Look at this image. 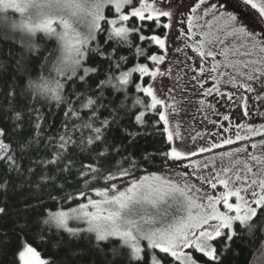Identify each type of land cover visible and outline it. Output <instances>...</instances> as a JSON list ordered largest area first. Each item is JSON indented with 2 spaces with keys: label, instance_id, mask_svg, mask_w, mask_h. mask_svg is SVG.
Returning a JSON list of instances; mask_svg holds the SVG:
<instances>
[{
  "label": "snow or ice",
  "instance_id": "6c2138e0",
  "mask_svg": "<svg viewBox=\"0 0 264 264\" xmlns=\"http://www.w3.org/2000/svg\"><path fill=\"white\" fill-rule=\"evenodd\" d=\"M241 5L256 13L259 31L252 22L241 18ZM229 8L233 11H229ZM9 9L21 15V19L11 22L10 27L24 34L21 43L29 52L36 53L34 60H40L42 45L38 40L54 42L55 47L44 56V60L55 57L53 68L57 77H67L73 83L78 79L81 85L96 81L94 89L89 85L92 95L87 96L81 105V108L91 111L89 119L93 123L103 114L101 109L109 112L108 106L116 105V93L124 95L128 86L134 84L135 91L141 95L133 101L137 111L132 114V126L144 127L150 113L158 117L154 124L156 131L160 132V124L163 123L161 134H166L168 151L159 153L161 163L169 166L170 162L176 164L197 154L175 143L180 136L179 126L175 129L170 126L168 111L176 113L175 97L158 98L153 84L134 82L132 79L134 73L139 74L137 81H142L144 77L154 80L157 76L174 75L171 67L163 72L159 67L166 60L167 37L162 38L155 33L150 36L140 34L148 21L155 24L161 17L168 19V23L162 26L170 28L172 11L158 9L155 0L151 3L145 0H0V12L6 13ZM198 11H202V17L196 15ZM190 13L186 16L180 13L178 36L184 37L185 48H191L200 57L198 69H192V80L203 89V95L207 97L217 93L231 101L233 93L221 91L223 86H231L256 93L254 97H241L245 102V117L249 116L248 99L260 101V107H264V0H215L210 4H206V0H196ZM0 19L7 21V16ZM133 20H138L139 26H125ZM105 33L107 35L101 44L99 38ZM130 34L137 35L142 42H154L159 46L158 51L151 55L148 54L150 48L135 46V58L152 62V68L146 63H137L127 71L120 70L127 57H117L118 49L109 51L107 45L115 38L127 43ZM197 35L200 38L197 39ZM176 51L183 49L177 48ZM94 57L108 65V74L103 80L98 79L103 74L100 68L89 65V61L95 62ZM17 66V70H24L20 61H17ZM208 78L214 81L211 88L205 87ZM28 87L57 101L62 99L64 85L59 79L40 76L36 80L29 79ZM106 90L113 93L111 99L106 100ZM174 90L175 86L169 92ZM14 94V90L9 93ZM147 98H150V103L145 102ZM208 106L214 107L210 103ZM123 107L121 101L116 111L109 112L112 119L100 120L99 127L93 128L91 123L83 125L93 133L81 142L88 147L81 148V161L74 182L79 184L83 181V187L75 193L65 194L61 199L73 201L79 197L86 202L66 211H45L42 223L49 226V232L39 234L41 242L56 237V255L42 258L36 247L23 240L16 254L19 264H78L87 256V252L73 249L83 237H89L94 242L93 250L100 257L99 264H167L169 260L172 264H201V261L203 264H231L230 254L231 257L238 256L233 251L234 244L243 241L245 235L253 239L256 233L264 236V138L250 142L251 137H264V123L259 126L238 123L235 141L250 143L220 153L221 166L217 169L213 162L208 176L196 175L194 169L191 175L200 182V187H196L188 183V172L176 173L183 178V183H180L141 167L150 165L157 158L155 155L141 156L138 160L134 153L124 155L115 168L116 174L113 173L111 161L122 152L127 153L141 135L139 131L132 132L120 127L117 111ZM69 115L79 118L80 112L74 111L69 104L65 116ZM256 115L264 119V111L258 109ZM15 119L21 121L23 114L16 113ZM223 119L227 121L229 116L225 115ZM221 127L225 133L230 131V127ZM240 130L245 134L242 135ZM109 132H118L119 140L113 135L112 142H108ZM6 136V131L0 128V161H7L8 170L16 171L19 175L20 167L12 153V145L5 143ZM235 141L232 136H226L220 144L212 143L211 148L201 147L198 151L210 152L212 148L232 145ZM75 144L71 137L67 140L61 137L52 158L39 164L46 168H58L61 173L71 175L75 158L65 162V157ZM28 147L30 144L22 143L21 150ZM249 147L254 151L249 152ZM192 163L185 167L192 166ZM202 167L209 169V163L206 161ZM167 170L173 171L170 166ZM27 171L35 175L34 169ZM141 171L147 174L139 175ZM56 179L55 175H41L35 184L26 178L24 185L34 190L49 182L54 184ZM65 183H68L67 178ZM7 184L8 181L0 184V189H6ZM218 185L223 186L225 191L218 195L204 191L205 187L215 190ZM57 191H63V185ZM93 192L99 199L93 198ZM43 207L42 204L26 205L25 211L33 212ZM0 214H6V207H0ZM73 223L79 226L72 227ZM40 224V220L29 222L24 218L19 227L22 233L26 230L31 232ZM53 225L66 234L67 239L58 233L49 234ZM62 250L65 254L60 256ZM93 264L97 262L94 260Z\"/></svg>",
  "mask_w": 264,
  "mask_h": 264
},
{
  "label": "trees",
  "instance_id": "16d2710c",
  "mask_svg": "<svg viewBox=\"0 0 264 264\" xmlns=\"http://www.w3.org/2000/svg\"><path fill=\"white\" fill-rule=\"evenodd\" d=\"M106 12L108 11L106 10ZM11 13L14 14L13 12ZM139 23L138 20H133L127 24L131 27L132 25L139 26ZM165 23V17H161L155 24L148 21L144 25L145 30L140 34L150 36L155 33L163 37L167 32V28L162 26ZM106 35L107 33L99 38L101 44ZM23 36V34L13 32L7 28L5 23L0 21V128L6 131L5 143L12 145V153L15 155L16 162L20 167V174L18 175L16 171L8 170L7 161H0V184L8 181L7 188L0 189V207H6V214H0V264H19L16 254L22 246L23 240H27L29 244L36 247L46 259L56 255L54 248L55 236L51 240L46 239L45 242L40 240L39 234L41 232H49V226L44 225L42 220L44 219L45 211H50L58 205L63 206L72 202L63 200L61 197L68 193H75L77 189L83 187V181L79 184L74 181L81 161V148L88 147L86 143L81 142L86 141L93 135L91 129L83 127L85 123H91L93 128L99 127L100 120L105 118L112 119L109 112L116 111L117 106L123 101L124 107L117 111V120L121 122L120 127L128 128L132 132L139 131L141 135L128 148L127 153L122 152L121 155L115 156V159L111 161L114 174H116L115 168L119 166V162H121L124 155L134 153L137 160L141 156L151 157L155 155L157 158L150 165H141L146 170H152L164 166L159 158V153L168 151L166 134H161L163 123L161 122L160 124V132L156 131L154 126L158 118L156 115L150 113L144 127L137 128L132 126L134 122L132 114L137 111V108L133 107V101L137 96L141 95L135 91L134 84L128 86L126 94L116 93V105L110 104L108 106L109 112L101 109L100 111L103 114L94 123L89 119L91 111L81 108V105L85 102L87 96L92 95L91 89L95 88V80L81 85L78 79L73 83L69 82L67 77L62 76L64 87L61 91L62 99L60 101L39 97L37 92L28 87V81L29 79L36 80L40 76H52L49 67L51 57L45 61L44 56L48 55V52L55 47V43L43 39L38 40L37 42L42 45V50L40 52V60H34L33 57L36 53L29 52L23 47L21 43ZM135 46L150 48L149 55L159 49V46L155 45L154 42L151 44L142 42L137 35L131 34L127 43L115 38L107 45L109 51L113 48L118 49L117 57H127V61L122 62L121 71H127L137 63H147L152 66L150 61L135 58ZM93 60L95 62L89 61V65L99 67L103 74L98 79H105L108 74V65L95 57ZM17 61L21 62L23 71L17 70ZM68 75H71V73ZM138 75V73L133 74L132 79L134 82L151 83L149 77H144L142 81H137ZM89 85H91V89ZM13 90L15 94L9 95ZM78 96L79 99L77 98ZM112 96L113 93L105 91L106 100L111 99ZM106 100L102 102H106ZM145 102L150 103V98H147ZM69 104L72 105L74 111L80 112L79 118L71 115L65 116ZM139 110L143 109L140 108ZM16 113L23 114L21 121L15 119ZM130 116L132 117L131 119H129ZM107 135L109 137L108 142H112L111 137L113 135H116L118 140L120 136L118 132H109ZM61 137L65 140L71 137L76 142L75 146L71 147L70 152L65 157V162L75 158L71 175L66 172L61 173L58 168H46L39 164L40 161L52 158ZM22 143L30 144V147L22 151ZM123 166L127 167V165ZM30 168L35 170V175L29 174L27 170ZM41 175H55L57 179L54 184L49 182L34 190H29L24 185L26 178H30L35 184ZM65 178L68 180L67 184L65 183ZM101 183H103L102 180ZM61 185H63V191H57V188ZM40 204L44 205V207L36 208L33 212L25 211L26 205L37 206ZM37 212L39 215H37ZM24 218H27L29 222L40 220V227L33 228L31 232L26 230L22 233L19 225L23 224ZM52 233H58L64 239H67L66 234L57 230L54 225L51 226V233L49 234ZM262 241H264V236H261L260 233H256L255 239L245 235L243 241L233 245V251L237 252L238 256L231 257L230 254L231 264H264V243ZM93 245L94 242L89 237H83L77 241V246L74 247L73 251L83 249L87 252V256L78 261V264H93L94 260L99 264L100 257L93 250ZM64 254L63 250L59 253L60 256ZM167 264H172V261H167Z\"/></svg>",
  "mask_w": 264,
  "mask_h": 264
},
{
  "label": "flooded vegetation",
  "instance_id": "af4514ba",
  "mask_svg": "<svg viewBox=\"0 0 264 264\" xmlns=\"http://www.w3.org/2000/svg\"><path fill=\"white\" fill-rule=\"evenodd\" d=\"M184 1L185 0H173L169 1L167 4L176 8L179 7L178 5L175 6L176 3ZM206 2L212 3L215 2V0H206ZM195 3L196 0H188L190 8L194 7ZM230 10L233 11L232 8ZM239 11H241L242 15L247 17L248 21L251 20L252 15L248 8L241 5ZM189 12L190 11H188V13ZM253 25H255L256 30L259 31L260 24L253 23ZM196 38H200L199 35H197ZM182 49L183 60L181 72L178 74L179 77L172 84V87L175 86V90L173 91L174 95L172 94V96L175 97L174 102L176 113L172 114L170 112L169 114L170 125L173 124L175 127H177V125L179 126L180 136L178 137V141H180V148H186L190 152L200 154L198 151L199 148H211L212 143L220 144L222 139L226 136H232L235 141L234 133L237 131L236 125L238 123L244 125L254 124L256 126L264 123V119L256 115L257 110L264 111V107H260L261 102L254 98L247 100L249 116H244L245 102L241 97H254L256 93H249L244 89H234L231 86H223L221 88L222 92L233 93V99L231 101L227 99V96L222 97L217 93L205 97L203 95V89L200 88L199 84L192 80L194 74L192 69L194 67L198 69V61L200 60V57L197 52L191 48H185L183 36ZM189 57H191V59H189ZM218 59L220 58L218 57ZM185 73H187V75H185ZM213 84L214 81L211 78H208L205 87L211 88ZM202 101H204V103H202ZM170 102L172 103V101ZM209 103L214 105V107H209ZM225 115L229 116V120L226 121L223 119ZM221 125H223L224 128L230 127V131L225 133ZM172 128L174 129V127ZM240 131L242 135L245 134L243 130ZM260 137L261 136L251 137V140ZM242 142L247 141H235L232 145L240 144ZM228 146L231 145H222L218 148H212L211 151Z\"/></svg>",
  "mask_w": 264,
  "mask_h": 264
},
{
  "label": "rangeland",
  "instance_id": "374dc122",
  "mask_svg": "<svg viewBox=\"0 0 264 264\" xmlns=\"http://www.w3.org/2000/svg\"><path fill=\"white\" fill-rule=\"evenodd\" d=\"M169 1H173V0H155L156 6H157L158 9H165V10H170V11L173 12V17L171 19V27L167 28V32L165 34V36L167 37L166 46H167V49H168L166 60L164 61L163 64L159 65V67H160V70L162 72L165 71V69L171 67L173 69L174 75L173 76L165 75L164 77L157 76V77L154 78V80L151 79V84H153V86H154V91H155L157 97L161 98V99H163L165 97H170V96H172V94L174 95L173 92H171V93L169 92V89L173 88L172 87L173 82L179 77L178 74H180V72H181V68H182V63L181 62L183 60V56H182L183 55V51H181V52H177L176 51L177 48H181L182 49V36H178V29L180 28L181 25L178 23V21L181 19L180 13H184L185 16L188 15V14H191L190 12L188 13V11H190V4H188V0H185L184 2H181V3H176L175 6H177V5L179 6V7H176V8H173L171 5H168L167 3ZM134 2H136V0H134ZM145 2L146 3H151L152 0H145ZM210 3L211 2H206V4H210ZM246 8H248V7H246ZM230 9H229V11H232ZM248 9H249V11H250V13L252 15L250 21L252 23H259L257 21V18H256V13L254 11L250 10V8H248ZM11 12H13L14 14H12ZM240 13H241V11H240ZM105 14L107 15L108 12H106ZM5 15L7 16V21H4L3 19H0V21L2 23H5L7 25V28L12 30L13 32H18L20 34H23L19 30H16V29H13V28L10 27L11 22L19 21L21 19V15L19 13H16L12 9L7 10L6 13L0 12V18H2ZM196 15L202 17L203 13H202V11H198ZM241 18L245 19L246 21H248L247 17H245V15H242V13H241ZM165 19H166V23H168V19L167 18H165ZM204 19H206V18H204ZM200 22L203 23V19H201ZM125 26H128V24L126 23ZM184 27L186 28L187 25L185 24ZM197 33H199V29H197ZM165 36H163V37H165ZM54 59H55V57L53 56L49 60L50 63H51V64H49V67H50V72L52 73V76L48 77V78H51V79H54V80H55V78L59 79L60 82L62 83V76L61 77H57L56 72H55V70L53 68ZM140 64H145V63H140ZM177 65H179V68H177ZM148 66L150 68L153 67V65L152 66L148 65ZM38 96L42 97L44 99H49V100L54 99L50 95H42L40 93H38ZM170 101L171 100H169V102ZM161 110H164V109H161ZM168 111H169V114H170L171 111L170 110H168ZM170 126L174 127V129L176 128L173 124L170 125ZM262 138H264V137H260V138H257L255 140H251L250 142H258ZM250 142L249 141L242 142L240 144L231 145V146H228V147L219 148L217 150H212L210 152L200 153V154H197L195 156L187 157L185 159H182L180 162H178L176 164H170L169 166L173 169L172 172H169L167 170L169 166H165V165L162 166V167L156 168V169L147 170V172L157 171L159 174L164 175L165 177H171L173 180H176V181H178L180 183H183V178L180 177V176H177L176 173H181L182 174L184 172H188L190 174V176L188 178V183L189 184H195L196 187H200V182L195 179V176L191 175V173L193 172L194 169L196 171V175L208 176L213 162L215 163L217 169H219V167L221 166V159H220V155H219L220 153L225 152V151H229L231 149H234L236 147H240V146L245 145V144H249ZM176 143H177V145L180 144V141H178V137L176 138ZM249 151L252 152L254 150H252L249 147ZM206 161L209 163V169H204L202 167L203 164ZM190 162H194V163H192V166L185 167V165H189ZM197 165H199V167H197ZM144 174H147V173L146 172L139 173V175H144ZM204 191L211 192L213 195H218L219 193L224 192L225 189L223 188V186L218 185L217 189H215V190H212L209 187H205ZM91 194L93 195V198L99 199V197L95 196L94 192L91 193ZM84 202H86V201L83 198L77 197L75 200H73L69 204H66V205H63V206L62 205H58L54 209H52L50 211H56V210H59V209H63V210L66 211V210H68V208L77 207V205L79 203H84ZM233 202H234V199H233ZM221 210L222 211L224 210L222 206H221ZM71 226L72 227H78L79 225L76 224V223H73V224H71ZM21 247H20V249H21ZM41 257L46 259V257L43 256L42 254H41ZM201 264H203V262H201Z\"/></svg>",
  "mask_w": 264,
  "mask_h": 264
}]
</instances>
